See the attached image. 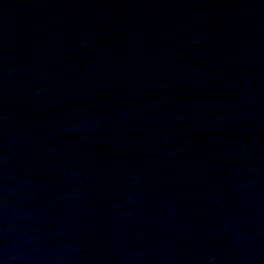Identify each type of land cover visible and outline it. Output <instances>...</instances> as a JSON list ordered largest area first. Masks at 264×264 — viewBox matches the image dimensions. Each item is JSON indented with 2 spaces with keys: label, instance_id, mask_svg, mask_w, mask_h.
I'll return each mask as SVG.
<instances>
[{
  "label": "water",
  "instance_id": "1",
  "mask_svg": "<svg viewBox=\"0 0 264 264\" xmlns=\"http://www.w3.org/2000/svg\"><path fill=\"white\" fill-rule=\"evenodd\" d=\"M0 264H264V0H0Z\"/></svg>",
  "mask_w": 264,
  "mask_h": 264
}]
</instances>
